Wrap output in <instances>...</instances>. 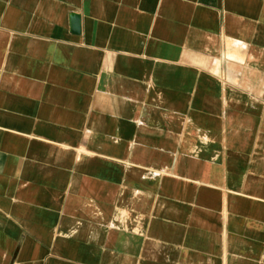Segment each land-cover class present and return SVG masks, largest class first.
<instances>
[{"label": "crops", "instance_id": "crops-1", "mask_svg": "<svg viewBox=\"0 0 264 264\" xmlns=\"http://www.w3.org/2000/svg\"><path fill=\"white\" fill-rule=\"evenodd\" d=\"M0 264H264V0H0Z\"/></svg>", "mask_w": 264, "mask_h": 264}, {"label": "water", "instance_id": "water-1", "mask_svg": "<svg viewBox=\"0 0 264 264\" xmlns=\"http://www.w3.org/2000/svg\"><path fill=\"white\" fill-rule=\"evenodd\" d=\"M75 20L77 21V27H78V17H74V22ZM74 26H75V23H74Z\"/></svg>", "mask_w": 264, "mask_h": 264}]
</instances>
